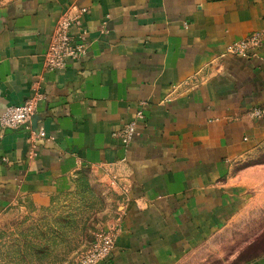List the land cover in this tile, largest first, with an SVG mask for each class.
Wrapping results in <instances>:
<instances>
[{"label": "crops", "instance_id": "1", "mask_svg": "<svg viewBox=\"0 0 264 264\" xmlns=\"http://www.w3.org/2000/svg\"><path fill=\"white\" fill-rule=\"evenodd\" d=\"M71 4L88 9V54L44 72ZM254 31L264 32V0L0 3V115L38 79L45 96L34 121L0 127V216L19 201L48 204L91 168L122 197L120 231L99 264H178L203 246L240 213L239 183L256 171L233 166L264 148V116H250L264 110V42L251 59L224 55ZM141 102L145 119L122 146L111 135Z\"/></svg>", "mask_w": 264, "mask_h": 264}, {"label": "rangeland", "instance_id": "2", "mask_svg": "<svg viewBox=\"0 0 264 264\" xmlns=\"http://www.w3.org/2000/svg\"><path fill=\"white\" fill-rule=\"evenodd\" d=\"M5 0H0V3ZM255 166L239 183L240 213L178 264H255L264 260V148L235 163ZM94 170L71 180L69 191L46 205L19 201L0 216V264H74L100 230L117 222L122 197Z\"/></svg>", "mask_w": 264, "mask_h": 264}, {"label": "built area", "instance_id": "3", "mask_svg": "<svg viewBox=\"0 0 264 264\" xmlns=\"http://www.w3.org/2000/svg\"><path fill=\"white\" fill-rule=\"evenodd\" d=\"M88 13L85 7L71 4L58 16L54 28L49 36L48 45L43 58L44 72L64 70L71 62H76L88 54V31L84 27V17ZM185 25V24H184ZM105 23L102 32H105ZM264 42V32L254 31L244 38L233 42L225 50L224 55L241 59H251L256 56ZM45 99L40 92L39 79L32 85V94L20 106H10L0 115V127L3 129H16L26 125L36 114L39 104ZM144 102L139 103L133 120L126 123L121 130L111 136L117 139L122 146H128L137 134L138 123L145 119ZM250 116L260 118L264 116L263 109H254ZM27 160L33 161L37 157L36 141L39 133L29 130ZM113 185V183H111ZM123 191L126 189L121 187ZM120 231L119 225L108 230H100L94 236L92 245L77 257L74 264H99L110 255L116 237Z\"/></svg>", "mask_w": 264, "mask_h": 264}, {"label": "water", "instance_id": "4", "mask_svg": "<svg viewBox=\"0 0 264 264\" xmlns=\"http://www.w3.org/2000/svg\"><path fill=\"white\" fill-rule=\"evenodd\" d=\"M35 119V115L32 117V120L34 121ZM34 127V126H33ZM33 130L37 133V131L35 130V127L33 128Z\"/></svg>", "mask_w": 264, "mask_h": 264}]
</instances>
